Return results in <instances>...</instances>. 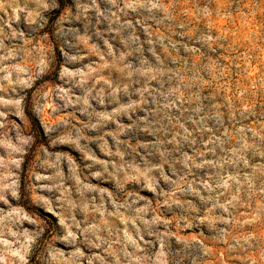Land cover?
I'll list each match as a JSON object with an SVG mask.
<instances>
[{
    "label": "rangeland",
    "instance_id": "rangeland-1",
    "mask_svg": "<svg viewBox=\"0 0 264 264\" xmlns=\"http://www.w3.org/2000/svg\"><path fill=\"white\" fill-rule=\"evenodd\" d=\"M0 264H264V0H0Z\"/></svg>",
    "mask_w": 264,
    "mask_h": 264
},
{
    "label": "trees",
    "instance_id": "trees-1",
    "mask_svg": "<svg viewBox=\"0 0 264 264\" xmlns=\"http://www.w3.org/2000/svg\"><path fill=\"white\" fill-rule=\"evenodd\" d=\"M31 117V116H30Z\"/></svg>",
    "mask_w": 264,
    "mask_h": 264
}]
</instances>
